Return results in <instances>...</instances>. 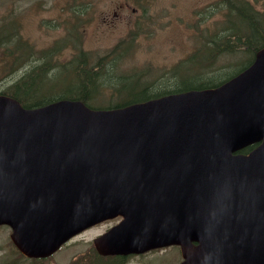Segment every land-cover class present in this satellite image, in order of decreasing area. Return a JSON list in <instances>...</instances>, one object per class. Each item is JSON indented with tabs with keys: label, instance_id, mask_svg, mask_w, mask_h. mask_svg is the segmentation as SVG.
Masks as SVG:
<instances>
[{
	"label": "water",
	"instance_id": "95a60500",
	"mask_svg": "<svg viewBox=\"0 0 264 264\" xmlns=\"http://www.w3.org/2000/svg\"><path fill=\"white\" fill-rule=\"evenodd\" d=\"M253 57L214 86L119 107L0 95V224L13 245L42 258L118 216L93 239L101 255L177 244L180 264H264V46Z\"/></svg>",
	"mask_w": 264,
	"mask_h": 264
},
{
	"label": "rangeland",
	"instance_id": "374dc122",
	"mask_svg": "<svg viewBox=\"0 0 264 264\" xmlns=\"http://www.w3.org/2000/svg\"><path fill=\"white\" fill-rule=\"evenodd\" d=\"M27 1L31 3V8L21 14L20 31L22 35L44 42V55L50 66L45 77L50 78L53 74L50 81L37 87L35 94L39 97L60 93L68 95L72 91H79L82 80L89 84L83 73L66 70L65 66L69 69L71 64L74 69L80 57L85 58L83 71L90 70L93 76L91 85H97L99 79L96 81V78L99 76L106 80L111 73L113 75V87H100L93 97H85L92 107L116 105L142 97L149 92L143 87L150 80L151 91L169 90L176 86L213 84L237 73L253 58L251 48L246 51L236 49V52H224L219 58H215L217 38L212 35L213 32L220 35L221 25L230 26L239 21L238 11L234 9H230L232 11L228 13V17L223 19L227 0H154V4H150L149 0H130L135 5L134 11L123 10L120 0ZM245 1L250 2L256 10L264 12V0ZM232 2L235 0H230L229 6ZM8 5V0H0V30H4L8 23L14 27L18 23L15 12L8 11ZM139 15L142 18L135 20ZM3 22L6 24L2 25ZM244 30L245 27L241 24L236 32ZM69 36H74L73 40ZM211 38L213 41L209 43ZM0 51L7 64L6 68L0 67V78L5 83L9 77L5 71L11 64L22 68L25 56L19 54L17 58L9 61L8 44L0 43ZM57 51L60 54L59 65L62 66L58 72V65L52 58ZM87 55L93 65L104 63L105 66L96 73L86 63ZM117 59L119 63L115 66ZM37 76L35 66L34 78L38 79ZM22 80H26L25 76ZM4 87L6 86L3 85ZM81 91L82 94L94 92L93 89ZM114 221L105 220L83 230L55 250L50 258L26 260L20 264H79L78 254L94 247L93 238L104 232ZM9 231L8 226H0V254L15 258V252L11 251L8 244ZM180 259L179 246L173 244L150 250L148 253L128 256L121 264H179Z\"/></svg>",
	"mask_w": 264,
	"mask_h": 264
},
{
	"label": "flooded vegetation",
	"instance_id": "af4514ba",
	"mask_svg": "<svg viewBox=\"0 0 264 264\" xmlns=\"http://www.w3.org/2000/svg\"><path fill=\"white\" fill-rule=\"evenodd\" d=\"M8 1H9L8 11L15 12V18L18 20V23L15 27L13 24L9 23L11 26L10 29L6 30V32L3 33L0 32V43L8 44V55L10 57L9 61L17 58L19 54H23L25 58H24V63L22 64V68H20L17 65L11 64L9 68L5 71L9 75V77L6 78L5 83H4V79L0 78V81H2L0 82V93L8 94L10 96L12 95L17 99L18 102L22 104H27V102H29L32 105H36L37 103L45 104L48 102V100L51 97L58 96V95L50 94L47 95V97H37V95L35 94V91L37 87H39V84L42 86L43 82L45 81L47 82L48 80L50 81L51 76L53 75L52 74L50 78L45 77L46 73L49 72L50 70V66L48 65V60L47 58H45L44 55L46 45L44 44V42L40 40L34 38L31 39L28 36L22 35V32L20 31L21 14L30 10L31 3H29L27 0H8ZM132 1H137V0H132ZM149 1L150 4L155 3L154 0H149ZM249 4L252 6L250 2ZM120 7L125 11L127 10L134 11L135 9V5H132L130 0H120ZM37 8L40 9L38 6ZM140 18H142V15H139V17L136 16L135 20H139ZM256 25L258 30L261 31L262 27L258 21H256ZM21 46L22 49L20 48ZM52 58L53 60L56 61L58 65L57 72L60 71L62 66L59 65L60 54L58 53V51L56 52V54L53 55ZM5 62H6L5 56L3 55L2 51H0V67L6 68L7 64H5ZM78 62L76 64H80V62L79 63ZM35 66H36V71L38 73L37 76L38 79L34 78ZM23 76H25L26 80H22ZM3 85H5L6 87L3 88ZM22 87L26 88L25 91L23 92L17 91L16 88L22 90L23 89ZM7 88H10V90H5Z\"/></svg>",
	"mask_w": 264,
	"mask_h": 264
},
{
	"label": "trees",
	"instance_id": "16d2710c",
	"mask_svg": "<svg viewBox=\"0 0 264 264\" xmlns=\"http://www.w3.org/2000/svg\"><path fill=\"white\" fill-rule=\"evenodd\" d=\"M233 5H231V6H229V4L227 5V12L225 13V18L228 17V13L230 11H232L230 9H234V10L238 11L239 21L235 24L230 25V26L223 24V26L221 28V32L223 35H222L221 40L219 42L222 43V41H223V45H224L225 40L227 38H229V39L236 38L237 42L238 43L241 42V45H243L245 47V49L251 48L252 52H254L258 48L257 46H260V44H264V39H263L264 29H262L261 31L258 30L257 25H256V21H255V15L249 9L245 8V4L242 0H237V3H235ZM241 24L245 27V30L240 32V33H237L236 29H237L238 25H241ZM255 34L259 35V37L256 36ZM258 38L260 41L257 40ZM213 61H215V59ZM79 62H80V64L84 63V57H81ZM101 64H103V63H95L93 65L92 70L93 71L95 70L97 73ZM83 69H85L84 66H78L76 69V72L83 73L84 76L86 77V79L88 80L89 84H87L85 82V80H82V82L80 83V86L78 87L79 91H76V92L72 91L71 94H68L69 98L74 97V98L84 100L86 102L87 101L85 98L86 96L82 95L81 89H93L95 91L96 90L95 86L100 88L101 86L104 87L106 85L111 86V81L114 83L113 78H112L113 75H110V78L106 79V80L104 79L103 76H99V78L97 77L96 81L99 79L97 81V85L96 84L91 85L90 81H91V78L93 76L91 75L90 70L89 71L86 70V72H84ZM96 73H94V74H96ZM51 78H52V76H51ZM151 83H152V80L147 82L146 86L143 87V89L149 91L147 94L143 95L142 97H138L135 99L120 102L119 104H116L114 106L119 107L121 105L130 104L131 102H142L143 100L155 97V95L164 94V93L169 92V91L187 90L190 88H197V87L202 86L200 84H196V85L186 86V87L176 86L174 89H169V90L156 89L154 91H151L150 90ZM25 89L26 88H23L21 90V92L25 91ZM77 93H78V95H77ZM107 106H112V105H107ZM107 106H105V107H107ZM252 145H255V144H252ZM8 244H10V242H8ZM78 255H79L78 258L80 260L79 264H121L124 261L123 257H121V256H114V257L113 256H105V255L101 256L100 254H98L95 251L94 247L89 248L87 251L80 253ZM21 257H22V255L19 252L17 253V256L15 258H10L8 256H4V255L0 254V264H20L24 260ZM32 260L37 261L40 259H32Z\"/></svg>",
	"mask_w": 264,
	"mask_h": 264
},
{
	"label": "bare ground",
	"instance_id": "6f19581e",
	"mask_svg": "<svg viewBox=\"0 0 264 264\" xmlns=\"http://www.w3.org/2000/svg\"><path fill=\"white\" fill-rule=\"evenodd\" d=\"M232 4H233V2H232ZM231 6V5H230ZM234 6V5H233ZM110 16V15H109ZM243 18V17H242ZM226 25V24H225ZM253 28V27H252ZM255 28V27H254ZM229 30V29H228ZM237 30V29H236ZM257 30V29H256ZM226 31V30H225ZM256 35V34H255ZM256 36H258L259 37V35H256ZM261 39V38H260ZM257 40H259V38L257 39ZM260 41V40H259ZM57 43H59V42H57ZM67 44V43H66ZM76 44V43H75ZM81 48V47H80ZM38 50V49H37ZM73 51V50H72ZM89 52V51H88ZM18 53V52H17ZM53 53V52H52ZM85 53V52H84ZM73 54V53H72ZM90 54V53H89ZM117 54V53H116ZM77 56V55H76ZM79 56V55H78ZM85 57H86V55H85ZM75 58V57H74ZM81 58V57H80ZM80 58H78V59H80ZM85 59V58H84ZM74 60V59H73ZM75 61H77V58H76V60ZM79 63V62H78ZM102 78V77H101ZM34 80V79H33ZM0 82H2V81H0ZM47 83V82H46ZM46 83H44V84H46ZM49 83V82H48ZM119 83V82H118ZM40 85V84H39ZM52 85V84H51ZM120 85V84H119ZM118 85V86H119ZM24 86H25V84H24ZM50 86V85H49ZM68 86V85H67ZM74 86V85H73ZM72 86V87H73ZM77 87V86H76ZM50 88V87H49ZM47 89V88H46ZM59 90V89H58ZM65 93V92H64ZM68 94V93H67ZM21 95V94H20ZM77 95H78V93H77ZM19 97V96H18ZM33 97V96H32ZM98 98V97H97ZM96 100V99H95ZM94 100V101H95Z\"/></svg>",
	"mask_w": 264,
	"mask_h": 264
}]
</instances>
